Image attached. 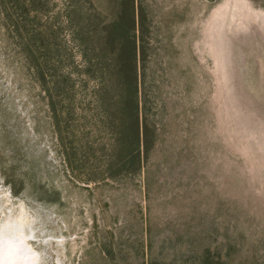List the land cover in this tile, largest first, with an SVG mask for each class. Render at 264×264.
Wrapping results in <instances>:
<instances>
[{"label":"rangeland","instance_id":"374dc122","mask_svg":"<svg viewBox=\"0 0 264 264\" xmlns=\"http://www.w3.org/2000/svg\"><path fill=\"white\" fill-rule=\"evenodd\" d=\"M0 228L32 264H264V0H0Z\"/></svg>","mask_w":264,"mask_h":264},{"label":"trees","instance_id":"16d2710c","mask_svg":"<svg viewBox=\"0 0 264 264\" xmlns=\"http://www.w3.org/2000/svg\"><path fill=\"white\" fill-rule=\"evenodd\" d=\"M133 13V8H132V3L129 1V4H128V8L125 10H120L119 14L120 16H118V22L120 23V25H122L124 19L126 20V17H127V20L128 22H131L134 23L132 17ZM125 17V18H124ZM116 24V23H114ZM117 25V24H116ZM112 35V33H111ZM127 36H123L121 35L120 36V39L117 41V44H118V47L116 48V62H117V66H118V69H117V73L120 77V80L123 81V76L126 75L124 74V72L122 71V69L124 70V66L125 64L128 63L129 59L133 57L134 55V52H135V48L134 46H129V50L126 48V45H127ZM121 85V83H120ZM121 88V87H120ZM124 93H122L120 90H118V97L120 98V102L121 103H128L129 106H130V109L133 110L135 109L136 107L133 105V101H132V98H131V94L127 93L128 90H127V87L126 89H124ZM127 94V95H125ZM130 98V99H129ZM133 114V111L131 113V115ZM130 126H129V129L131 130V133L134 135V138L137 139V137L139 136V129H138V119H137V115L136 113H134L132 116H131V121H130Z\"/></svg>","mask_w":264,"mask_h":264},{"label":"bare ground","instance_id":"6f19581e","mask_svg":"<svg viewBox=\"0 0 264 264\" xmlns=\"http://www.w3.org/2000/svg\"><path fill=\"white\" fill-rule=\"evenodd\" d=\"M18 214V213H17ZM7 216V215H6ZM17 220V219H16ZM13 221V220H12ZM10 222V221H9ZM8 222V223H9ZM18 222H20V220L19 221H17V223ZM8 223H6V224H8ZM12 223V222H11ZM17 223L15 224L16 226H17ZM20 224V223H19ZM3 225V224H2ZM14 225V226H15ZM15 226V227H16ZM22 226V225H21ZM18 227H20L19 225H18ZM8 228V225H7V227H6V229ZM10 228V227H9ZM20 228H22V227H20ZM1 229V228H0ZM5 229V225H4V227H3V230ZM13 229V228H12ZM10 230V229H9ZM7 232L5 233V231H3L5 234V237H6V234L8 233V230H6ZM11 231V230H10ZM20 231H21V229H20ZM23 231V230H22ZM9 233H11V232H9ZM15 233H16V231H15ZM14 233V234H15ZM22 233V232H21ZM20 235V232L18 233L17 232V235ZM23 234V233H22ZM18 235V236H19ZM2 236V235H1ZM11 236H12V234H11ZM15 236H16V234H15ZM24 236H26V235H23L22 237H24ZM9 237V236H8ZM13 237H14V235H13ZM20 237V239L19 238H16V237H14L15 239H13L12 237H9V238H7V239H9V241H8V243H7V245H6V247H1V252H0V264H28V263H30V261H29V258L28 257H31V255L30 256H28V255H26V250H25V248H24V244L22 243V241H21V236H19ZM1 238H3V237H1ZM11 238V239H10ZM4 239H6V238H4ZM23 239V238H22ZM26 239V238H25ZM3 240V239H2ZM3 242V241H2ZM4 244L6 243V240H5V242H3ZM3 243H1V244H3ZM26 243V242H25ZM23 244V245H22ZM27 245V244H26ZM3 246V245H2ZM5 249V250H4ZM29 251V250H28ZM24 254H25V256H24ZM34 257V256H33ZM33 263V262H32ZM32 263H30V264H32Z\"/></svg>","mask_w":264,"mask_h":264}]
</instances>
